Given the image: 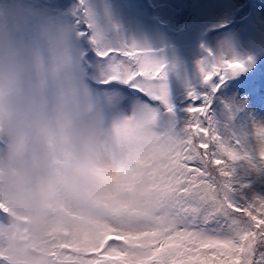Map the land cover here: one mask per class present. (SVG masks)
<instances>
[{
    "label": "snow or ice",
    "instance_id": "snow-or-ice-1",
    "mask_svg": "<svg viewBox=\"0 0 264 264\" xmlns=\"http://www.w3.org/2000/svg\"><path fill=\"white\" fill-rule=\"evenodd\" d=\"M68 8L112 101L116 168L101 197L60 207L52 264H264V121L239 124L246 98L229 95L251 57L202 44L185 65L114 40L92 0Z\"/></svg>",
    "mask_w": 264,
    "mask_h": 264
},
{
    "label": "clouds",
    "instance_id": "clouds-1",
    "mask_svg": "<svg viewBox=\"0 0 264 264\" xmlns=\"http://www.w3.org/2000/svg\"><path fill=\"white\" fill-rule=\"evenodd\" d=\"M84 56L70 8L0 0L3 264H52L60 207L111 188L113 105Z\"/></svg>",
    "mask_w": 264,
    "mask_h": 264
},
{
    "label": "rangeland",
    "instance_id": "rangeland-1",
    "mask_svg": "<svg viewBox=\"0 0 264 264\" xmlns=\"http://www.w3.org/2000/svg\"><path fill=\"white\" fill-rule=\"evenodd\" d=\"M46 2L50 7L63 9L71 6L73 0ZM92 3L102 18L119 25V32L112 33L114 40L147 45L160 50L167 59L192 65L201 55L202 44L216 47L221 43L231 45L242 58L251 57L249 70L236 77L239 84H233L229 95L238 101L246 98L241 112L245 124L252 118L264 121V0H92ZM257 179L264 187V177Z\"/></svg>",
    "mask_w": 264,
    "mask_h": 264
},
{
    "label": "trees",
    "instance_id": "trees-1",
    "mask_svg": "<svg viewBox=\"0 0 264 264\" xmlns=\"http://www.w3.org/2000/svg\"><path fill=\"white\" fill-rule=\"evenodd\" d=\"M243 119L244 116L242 115V113H240V115H238L237 117V122L241 125H245ZM253 187L256 188L257 190L259 189V187H261V185H259V179L254 180ZM258 191L264 192V187H261Z\"/></svg>",
    "mask_w": 264,
    "mask_h": 264
}]
</instances>
